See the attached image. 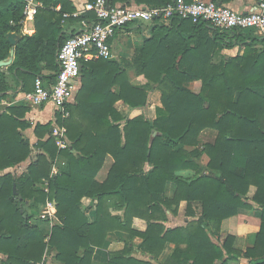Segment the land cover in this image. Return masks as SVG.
Here are the masks:
<instances>
[{
  "label": "trees",
  "instance_id": "trees-1",
  "mask_svg": "<svg viewBox=\"0 0 264 264\" xmlns=\"http://www.w3.org/2000/svg\"><path fill=\"white\" fill-rule=\"evenodd\" d=\"M37 1L41 7L35 33L17 41L7 68L25 93L34 90L42 69L54 74L39 78L48 85L54 82L56 52L74 34L65 35L60 23L63 14L75 11L70 0ZM172 1L109 3L159 7ZM23 8L20 0H0V61L9 55L12 44L6 34L20 29ZM79 18L94 15L86 12ZM135 26L143 46L133 51L124 68L104 58L81 60L76 102L65 103L55 116L68 140L62 147L49 132L50 122L34 126L35 143L23 135L30 127L24 119L28 107L5 106L10 86L0 69V171L29 161L19 174L0 175V264H46L48 251L60 264H91L92 248H101L115 230L142 238L140 251L152 258L136 255L125 244L104 253V264H264V36L253 29H218L178 16ZM236 46L240 54L214 61L221 50ZM127 67L151 82L148 90L130 85ZM193 81H200L198 92L187 86ZM152 89L161 92L162 106L149 120L140 109ZM118 100L133 109L122 128L117 122L123 117L113 107ZM204 133L213 134L212 139L202 141ZM203 154L206 164L201 163ZM106 155L113 164L106 179L97 182ZM57 157L67 167L53 174ZM145 164L151 166L148 171ZM184 169L193 176L176 174ZM45 181L46 189L41 187ZM250 186L255 187L252 201L259 206L261 223L252 246L242 250L232 235L219 239L220 227L240 209H252L246 202ZM83 197L97 201L94 222L78 207ZM181 201L191 217L195 212L190 203L199 202L200 215L184 225L165 227V210L176 213ZM48 203L56 212L46 237L48 219L38 213ZM134 217L146 221L145 231L131 228ZM166 244L173 248L158 263Z\"/></svg>",
  "mask_w": 264,
  "mask_h": 264
},
{
  "label": "crops",
  "instance_id": "crops-1",
  "mask_svg": "<svg viewBox=\"0 0 264 264\" xmlns=\"http://www.w3.org/2000/svg\"><path fill=\"white\" fill-rule=\"evenodd\" d=\"M20 1L24 4L25 0H20ZM33 1L36 5V9H38V7H41V3L39 1L37 0H33ZM70 1L72 2V5L75 8L74 12H76L79 11V9L83 5V2L86 0H70ZM133 4L136 5L135 3L131 2V5ZM225 5L235 11L244 12V11L254 10L256 8V0H232L231 2L226 3ZM55 10L59 11L60 5L55 7ZM35 15L36 13L31 17H26L23 14V19L20 24V29L18 31L8 32L6 36L8 37V35L11 34L15 39V44H16L17 41L22 36L33 35L36 30L34 25ZM79 17H81V15H77V16L70 15L67 17H63L64 19H61L60 23L63 26V32L65 33V35L69 36L70 34L78 32L82 28L81 21L87 18L81 19ZM135 25L136 24L134 25L130 24L117 30L115 35L110 41L113 57L107 60L117 62L121 68L125 67L124 62L131 60L133 51L143 46L142 34L137 30H135L136 29ZM15 44L12 45L8 57L2 60L5 61V63L3 65H0V69L4 71L7 75V79H8L7 82L8 85L10 86V90L8 91L7 94L9 99L8 102L5 104V106L25 105L26 107H28V111L26 112L24 119L30 123V127L27 128L25 131H23V135L31 143H35L37 141V138L33 133L34 126L37 123L45 124L50 122L51 123L50 129L52 128V130L50 131L49 129V132L52 136L56 138V143L58 144V139H60V136L55 135L54 131L62 129L63 127L60 128L56 124L55 116L58 111H61V108H57L52 101H46L45 103L40 105L31 104V102L27 99V94H29L30 92L27 93L22 92L20 90V86L16 83V79L14 78L13 74L10 73V71H8L7 69L8 66H10L14 60ZM241 52L242 51L237 46L231 49H223L219 52L217 56H215L214 61L217 62L219 60V57L221 56L227 58L230 56H235L237 54H240ZM95 59L98 58H91L83 61H90ZM124 70L130 85L138 89H143L145 91L148 90V86L151 84L150 81H148L142 75H137L133 67H127ZM51 74H54V72L52 71L48 72L47 70L42 69L41 76L38 77H44L45 75H51ZM187 86L193 92H198L200 89V81L189 82ZM80 88H81V73L79 74V77L75 81H73L72 96L67 102V104H75L76 95L79 92ZM112 90L117 91L118 90L117 85H114ZM161 106H162L161 92L158 89H152L148 92L147 103L145 106H143L140 109V112L145 119L153 120L156 117V107H161ZM113 107L123 117L119 122H117L120 125V128H122L126 124V117L127 116L129 117V113L133 109L123 100L116 101ZM67 114H63V115L67 116ZM212 137L213 134L204 133L201 137V140L202 141L211 140ZM62 138H63L62 141L65 144H68V140L64 134L62 135ZM187 149L190 150L192 149V147H187ZM207 161H208V157L205 154H203L201 156V163L206 164ZM28 162L23 164L21 163L20 165H17L12 169L0 171V175L4 174L7 171H12L15 172L16 174H19L25 170V167L28 164ZM112 164H113V158L110 155H106L103 165L98 170L95 176V180L97 182H103L106 179ZM66 167H67L66 161L61 157H57L52 167V173L56 174L60 170H65ZM150 168L151 166L149 164H145L144 171H148ZM176 174L182 177H191L193 176V171L184 169L177 171ZM171 185L172 184L169 183L167 187L168 193L172 192ZM39 186L40 185H37V187ZM41 187H44V189H46L47 181L43 182ZM254 192H255V187L250 186L246 196L247 197L246 202L252 206V209H240L235 216L224 219L220 227L219 239L222 240L227 235H232L236 238L235 246L242 250H244L246 247L252 246L253 235L258 232L261 223V212L259 210V206L252 201ZM96 203H97L96 200H92L88 197L81 198V200L78 203V207L81 210L85 211V215L89 223L94 222L95 220ZM186 205H187L186 201H181L178 205L177 212L174 214L171 213L170 210H165V214L167 216V220L164 222L165 227L181 226L184 225L187 220L198 218V216L201 213V207L199 202L193 201L190 203L192 210L195 212L194 217L187 215ZM42 210H47L46 214H48V217L42 215L41 212ZM55 212L56 210L53 207V205L48 203L46 206H43L38 213V216L41 219H48L47 225L45 226V230L47 231L46 237L49 236L50 229L54 225L53 220L55 218ZM131 228L138 232L145 231L146 221L142 218L134 217L132 218ZM212 239L213 241H216L215 238ZM142 241H143L142 238H140L139 236H130L129 234L118 230L109 232L106 235L101 248H97V247L92 248L93 257L91 264H104V253L119 251L123 249L125 244H130L133 247L134 249L133 251L136 255H139L141 257L152 258L151 255L140 251L139 247ZM172 248H173L172 244L165 245L162 254L158 259V263L164 260V258L171 252ZM48 253H50V257H49L50 259L49 260L47 259L46 264H60L58 261H56L53 258V251L46 252V254ZM244 262L245 261H241V260L229 261L228 264H244Z\"/></svg>",
  "mask_w": 264,
  "mask_h": 264
},
{
  "label": "built area",
  "instance_id": "built-area-1",
  "mask_svg": "<svg viewBox=\"0 0 264 264\" xmlns=\"http://www.w3.org/2000/svg\"><path fill=\"white\" fill-rule=\"evenodd\" d=\"M33 0H25L23 14L31 17L36 13ZM91 12L94 18L81 21V29L69 36L56 52L58 71L54 82L46 84L37 77L34 90L27 94L33 105L52 101L57 108L69 101L73 92V81L80 74L81 60L113 57L110 41L116 31L130 24H149L155 19L167 20L173 16L189 18L193 22L207 21L218 29H253L264 36V0H256L254 10L239 12L225 4L212 0H173L165 6L111 5L109 0L84 1L79 11L63 14V17L77 16ZM62 147L64 129L55 130Z\"/></svg>",
  "mask_w": 264,
  "mask_h": 264
},
{
  "label": "water",
  "instance_id": "water-1",
  "mask_svg": "<svg viewBox=\"0 0 264 264\" xmlns=\"http://www.w3.org/2000/svg\"><path fill=\"white\" fill-rule=\"evenodd\" d=\"M8 40L10 41V43L12 44V45H14L15 44V39L13 38V36L10 34V35H8ZM5 63V61H0V65H3ZM52 130V128L50 129V131ZM13 193L14 194H16V191H15V185H13ZM17 199L18 200H21V196L20 195H17Z\"/></svg>",
  "mask_w": 264,
  "mask_h": 264
},
{
  "label": "rangeland",
  "instance_id": "rangeland-1",
  "mask_svg": "<svg viewBox=\"0 0 264 264\" xmlns=\"http://www.w3.org/2000/svg\"><path fill=\"white\" fill-rule=\"evenodd\" d=\"M46 211L47 210H42L41 212H42V215H45L46 217H48V214H46ZM50 253H48V254H44V261H45V263H47V259L49 260L50 258Z\"/></svg>",
  "mask_w": 264,
  "mask_h": 264
}]
</instances>
